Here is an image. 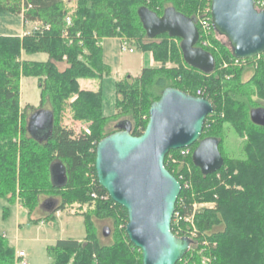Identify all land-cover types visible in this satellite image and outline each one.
Returning <instances> with one entry per match:
<instances>
[{
    "label": "trees",
    "instance_id": "16d2710c",
    "mask_svg": "<svg viewBox=\"0 0 264 264\" xmlns=\"http://www.w3.org/2000/svg\"><path fill=\"white\" fill-rule=\"evenodd\" d=\"M44 1L46 3L40 6L26 7L24 3L31 5L32 0H0V14L21 16L23 28L30 27L21 36H0V199L14 203L17 197L30 212L39 202V190L47 187L59 197L46 200L54 210L47 214V220L70 204L85 206L89 202L93 205L83 216L85 240H57L53 246H48L51 264H141L140 251L125 233L127 212L115 204L97 182L95 148L101 139L119 130L123 122L129 123L132 136H140L148 122L150 105L159 100L166 88L205 98L214 111L221 103L224 109L219 112L225 114L224 119L217 116L212 129L216 132L226 121L235 128L241 127L238 132L248 135L247 144L251 141V147L248 146L251 160L227 161L221 152L222 136L215 132L205 133L212 118L208 115L200 141L207 138L218 141L223 160L218 171L204 176L194 166L192 154L198 143L188 147L191 153L186 161L192 174L185 168L182 172L176 171L168 164V155L178 151L166 155L164 166L181 186L171 232L191 241V249L184 258L191 256L194 264H200L196 252L204 249L202 254L210 257V264H264V128L252 124L249 118L250 110L258 108L249 107L252 93L249 84L253 83L256 92L264 98V67L257 70L250 83L239 82V72L234 75L232 86L222 81V77L233 75L236 69H220L221 60H242L235 59L227 44L216 40L219 36L212 28L210 11L202 15L206 3L210 5L211 0H75L73 5L74 0ZM263 1L255 0V6ZM141 8H147L158 17L165 9L173 8L192 19L199 34L197 46L213 57V72L204 74L185 64L180 43L177 46L172 42L180 39L167 34L155 37L160 38V42L148 39L138 15ZM202 20L209 22L206 32L200 26ZM109 38L137 40L139 49L150 53L153 62L160 67L143 68L138 78L126 76L116 84L114 109L118 114L129 116L131 121H119L114 130L105 131L102 129L105 120L113 116L102 115L100 88L92 90L91 83L99 86L103 74L109 71L102 60V42ZM145 38L150 41L142 42ZM35 54H43L47 60L26 59ZM23 55L26 56L24 60ZM167 63L176 65L168 67ZM59 65L63 67L59 69ZM22 77L38 79L39 105L48 106L46 110L52 116L50 130L41 140L29 134L28 122L22 128L23 137L18 141L15 138ZM81 81L87 82L88 87L82 88ZM189 89H196L197 93L192 94ZM26 108L33 109L30 105ZM66 110L71 112L73 120L90 123L91 133L76 134L73 129L62 126L60 114ZM55 163L65 172L60 186L51 180V166ZM181 174L183 182L179 180ZM218 174L231 188L218 186ZM88 175L90 182L85 179ZM193 189L199 207L191 198ZM202 204L207 205L200 207ZM176 213L181 217L179 226L174 217ZM87 214L113 218L118 228L102 229L103 237L113 236L111 243L102 244L95 236ZM187 226L194 227L192 239L183 235L188 231ZM178 230L182 234H177ZM205 242L207 246H203ZM0 264H15V251L1 236Z\"/></svg>",
    "mask_w": 264,
    "mask_h": 264
},
{
    "label": "water",
    "instance_id": "95a60500",
    "mask_svg": "<svg viewBox=\"0 0 264 264\" xmlns=\"http://www.w3.org/2000/svg\"><path fill=\"white\" fill-rule=\"evenodd\" d=\"M138 15L148 39L163 34L180 39L184 63L204 74L213 72V57L197 46L199 34L192 19L173 8L165 9L161 17L147 8L139 9ZM210 20L235 59H253L264 54V10L255 8V0H211ZM212 112L213 106L207 99L166 88L159 100L150 105L148 122L140 136H132L129 123L123 122L119 130L96 145L97 182L127 212L125 233L140 251L141 264H176L189 251L191 241L171 232L181 186L165 168L164 159L171 151L198 143L192 154L194 166L204 176L218 171L223 165L218 141H200L205 119ZM249 118L252 124L264 128V108L250 110ZM51 122L48 111H34L28 132L41 140ZM50 172L53 183L62 185V166L55 163Z\"/></svg>",
    "mask_w": 264,
    "mask_h": 264
},
{
    "label": "rangeland",
    "instance_id": "374dc122",
    "mask_svg": "<svg viewBox=\"0 0 264 264\" xmlns=\"http://www.w3.org/2000/svg\"><path fill=\"white\" fill-rule=\"evenodd\" d=\"M52 1L53 0H51L50 2ZM44 2L46 3V1L44 0H32L31 5H27L26 3H24V5L26 7H30L33 5L40 6L44 4ZM73 4H75V0L71 5ZM255 8L257 10H260V8H264V3L259 2L258 6H255ZM209 11L210 5L206 3L202 15H206ZM29 29L30 27L25 26L23 28L22 18L20 16L11 15L8 13L0 14V36H19ZM216 40L221 44H227L226 40L222 37L216 36ZM144 41L146 42L150 40H147L145 38L142 42ZM151 41L160 42L161 39L155 38ZM172 42L177 46L180 43L179 40H175ZM206 42L207 44H209L207 45V47H209L210 43H208V41ZM121 43H126L132 52L129 53L128 51H122ZM150 55V53L142 52L139 49L137 40L127 38H109L103 40L102 60L103 63L109 68V71L108 73L103 74L99 86L96 83H91V87L93 86L92 90H94L95 87H98V89L100 88L102 115L105 117L113 116V118L105 120V126L102 127L103 130L112 131L119 121H131L129 116L123 114L122 112L118 114V110L114 109L115 87L116 84L126 76L138 78L143 68L160 67V64L155 62L152 64V66H150L152 58L150 57ZM25 57L26 56L23 55L22 59L24 60ZM260 57L253 58L251 60H242L240 62L225 61L220 59V69H236L237 71H235L233 75L222 77V81L232 86L233 84L231 83H233L234 81H232V79H234V75L239 72V82H241L242 84L250 83V80H252L255 73L258 72L257 70L260 67L262 68V65L264 67V56H262L261 58ZM26 59L35 62H45L47 60V57L43 54H35L27 56ZM175 65L176 64L173 63L166 64V66L168 67H174ZM59 66V69L63 67L62 65ZM80 84L82 88H85V86L88 87L87 82L81 81ZM19 86V116L17 120V130L15 132V138L17 141L23 137L22 128L29 121V116L31 115V113L42 108V106L39 105L40 91L38 88V79L22 77L20 79ZM225 88H228V86H226ZM249 89H251L252 91L251 95H249V107L253 106L264 108V98L259 94V92H256L257 89L255 88L253 83L249 84ZM189 92H191L192 94L197 93L196 89H189ZM27 105L32 106L33 109H27ZM216 106L218 111H214L213 107V112L212 114H210L212 118L209 120L210 127L209 129L207 128L208 130H206L205 132H209L210 135L212 132H215L214 129H212V125L215 124L214 119L217 116L221 119H224L225 116V114L219 112V110L222 111L224 109L223 105L221 107L220 103ZM42 109L47 111L49 108L48 106H44ZM60 124L62 126L73 129L76 134L91 133V130L89 128L90 123L73 120L71 112L69 110H66L60 114ZM218 127L219 128L215 133L222 136L221 152L224 155L225 159L227 161L234 162L251 160V149L248 148V146L251 147V141L247 144L248 135H241L238 132L240 131L241 127H239V129L235 128V125L233 126L232 123L230 124L226 121ZM201 138H204V136H202ZM190 153L191 150H189V155L187 157L183 156L180 152L169 154L167 157L169 162L168 164L172 165V169L176 171L179 169V171L182 172L185 168L186 172H188L189 170L190 174H192L191 167L186 161L190 156ZM169 157H172L174 161H170ZM87 174L89 173L87 172ZM86 178L90 182L91 176H85V179ZM217 180L218 186L226 189L231 188V186H229L225 182L220 174H218ZM236 189L238 188L236 187ZM38 195L39 202L37 205H35L34 208H32L30 212L23 207L21 201H18L17 197H15V201L17 200L19 202V206H21L22 208L20 210H17L15 202L9 203L0 199V236L7 240L9 245L14 247L17 252H22L24 254L25 264H51V259L47 253V247L53 246L57 240L73 239L83 242L86 236L83 216H85L84 214L88 213L91 210V207H93V205L89 202H87L85 206L70 204L66 206L63 211L54 213V216H52L51 219L47 220V214H49L50 212L52 213L54 210L52 211V209L47 208L44 203L46 202V200H52L53 198L59 197H56V194H54V192H49V189L47 187H45L41 191L39 190ZM191 196V198H193V201L195 202L194 204L199 207L198 203L196 202L197 194L194 189L191 193ZM204 205L207 204H202L200 205V207ZM87 215L88 219L91 220L90 222L93 228L92 232L96 237H98V239H100V242L102 244L111 243L113 240V236L111 238L109 236L103 237L102 229L104 227H110L113 229L114 227L118 228V225L116 224V222H114L113 218H99V216L95 217L89 214ZM41 221L43 222V224L39 223ZM205 238L208 241V237L206 236ZM207 245L208 242L203 243V246Z\"/></svg>",
    "mask_w": 264,
    "mask_h": 264
},
{
    "label": "built area",
    "instance_id": "2783aa9c",
    "mask_svg": "<svg viewBox=\"0 0 264 264\" xmlns=\"http://www.w3.org/2000/svg\"><path fill=\"white\" fill-rule=\"evenodd\" d=\"M67 22H69L68 21V19H67ZM200 26H201V28L203 29V31H207V29H208V27H209V22H208V20H202V21H200ZM121 50L122 51H128L129 53H131L132 51H131V49L128 47V45L126 44V43H121ZM178 152H180L183 156H188L189 155V148H184V149H181V150H177ZM185 157V158H186ZM169 159H170V161H174V159L171 157H169ZM188 174H190V171L188 170V172H187ZM179 180H181L182 182L184 181V175H180L179 176ZM185 183V182H184ZM186 184V183H185ZM186 186H187V184H186ZM93 198L95 197L94 195H91ZM195 207V206H194ZM173 215H174V213H173ZM175 221H176V224H178V226H179V223H180V221H181V217H180V215L178 214V213H176L175 214ZM185 222H188V220H186L185 219ZM190 222H191V220H190ZM191 226H187L186 228L188 229V231L187 232H185L183 235H187L189 238H191L192 239V237H194V227L192 226L191 227V229L189 230V228H190ZM177 234H182L181 233V231L180 230H178L177 232H176ZM177 236V235H176ZM190 249H191V245H190V248H189V251H190ZM203 250L204 249H202V250H198L197 252H196V254H197V258H198V261H199V263L200 264H210V257H208V256H204L203 254H202V252H203ZM180 264H194L193 263V261H191V256H189L188 258H182L180 261ZM16 264H25V261H24V259H23V255L22 254H20L19 255V257H18V260H17V262H16Z\"/></svg>",
    "mask_w": 264,
    "mask_h": 264
},
{
    "label": "crops",
    "instance_id": "0c3cea01",
    "mask_svg": "<svg viewBox=\"0 0 264 264\" xmlns=\"http://www.w3.org/2000/svg\"><path fill=\"white\" fill-rule=\"evenodd\" d=\"M21 17V16H20ZM21 35H23V33L22 34H20L19 36H21ZM150 57H151V55H150ZM154 62H153V60H152V58H151V63H150V66H152V64H153ZM1 200H3V199H1ZM4 201H6V200H4ZM7 202V201H6ZM15 203H16V207H17V210H20V209H22L21 208V206H19V202L16 200L15 201ZM39 223H41V224H43V222L41 221V222H39ZM7 241V240H6ZM8 242V241H7ZM9 244V243H8ZM13 249H14V247H12ZM14 251H15V264H16V262H17V260H18V257H19V255L20 254H22L23 255V259H24V254L22 253V252H17L15 249H14Z\"/></svg>",
    "mask_w": 264,
    "mask_h": 264
},
{
    "label": "flooded vegetation",
    "instance_id": "af4514ba",
    "mask_svg": "<svg viewBox=\"0 0 264 264\" xmlns=\"http://www.w3.org/2000/svg\"><path fill=\"white\" fill-rule=\"evenodd\" d=\"M50 204H51V202H48V203H46V204H44L47 208H50Z\"/></svg>",
    "mask_w": 264,
    "mask_h": 264
},
{
    "label": "bare ground",
    "instance_id": "6f19581e",
    "mask_svg": "<svg viewBox=\"0 0 264 264\" xmlns=\"http://www.w3.org/2000/svg\"><path fill=\"white\" fill-rule=\"evenodd\" d=\"M180 184V183H179Z\"/></svg>",
    "mask_w": 264,
    "mask_h": 264
}]
</instances>
